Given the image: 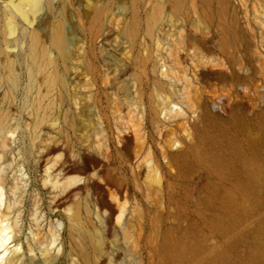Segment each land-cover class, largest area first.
Listing matches in <instances>:
<instances>
[{
    "label": "rangeland",
    "instance_id": "obj_1",
    "mask_svg": "<svg viewBox=\"0 0 264 264\" xmlns=\"http://www.w3.org/2000/svg\"><path fill=\"white\" fill-rule=\"evenodd\" d=\"M30 16L0 0L15 262L264 264V0H42Z\"/></svg>",
    "mask_w": 264,
    "mask_h": 264
},
{
    "label": "bare ground",
    "instance_id": "obj_2",
    "mask_svg": "<svg viewBox=\"0 0 264 264\" xmlns=\"http://www.w3.org/2000/svg\"><path fill=\"white\" fill-rule=\"evenodd\" d=\"M42 0H11V6L13 13L16 17L24 18L29 24L34 26L35 19L31 18L30 12L35 16L40 12ZM30 7V12L25 10L26 7ZM64 22L58 23L52 30V45L60 53L63 58L67 57V42L64 32ZM8 30L10 33H14L16 30V23L14 20H10L8 24ZM36 44V57L41 59L43 53L40 47L39 37H35ZM53 63V61H51ZM64 81V80H63ZM65 82V81H64ZM181 150H178L174 155L177 157L181 154ZM65 203V198H62L54 203V208H61ZM8 208L7 197L3 187H0V264H17L15 262L22 255V244L17 235V225L11 224L4 218V213ZM59 239L56 238L55 243ZM12 245V246H11ZM177 252V250H176Z\"/></svg>",
    "mask_w": 264,
    "mask_h": 264
}]
</instances>
